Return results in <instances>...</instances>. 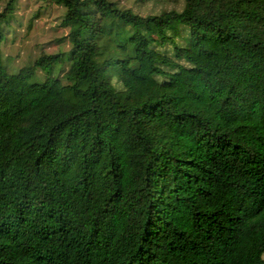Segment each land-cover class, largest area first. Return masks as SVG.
I'll return each instance as SVG.
<instances>
[{
    "label": "trees",
    "instance_id": "16d2710c",
    "mask_svg": "<svg viewBox=\"0 0 264 264\" xmlns=\"http://www.w3.org/2000/svg\"><path fill=\"white\" fill-rule=\"evenodd\" d=\"M15 1L0 264H264V0H56L70 66L32 83L3 66Z\"/></svg>",
    "mask_w": 264,
    "mask_h": 264
},
{
    "label": "rangeland",
    "instance_id": "374dc122",
    "mask_svg": "<svg viewBox=\"0 0 264 264\" xmlns=\"http://www.w3.org/2000/svg\"><path fill=\"white\" fill-rule=\"evenodd\" d=\"M121 9L134 8L141 16H158L170 11L181 12L184 0L148 2L140 6L138 0H107ZM8 0H0V11ZM66 9L56 0H16L14 12L4 25V40L1 46L3 66L7 74L25 71L28 81L44 82L62 79L68 70L72 44L68 29L61 27ZM55 68L47 73L43 65H36L42 56L60 55Z\"/></svg>",
    "mask_w": 264,
    "mask_h": 264
}]
</instances>
